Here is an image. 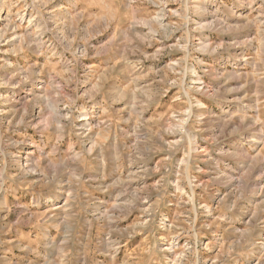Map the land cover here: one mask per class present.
<instances>
[{
  "label": "rangeland",
  "instance_id": "rangeland-1",
  "mask_svg": "<svg viewBox=\"0 0 264 264\" xmlns=\"http://www.w3.org/2000/svg\"><path fill=\"white\" fill-rule=\"evenodd\" d=\"M0 204V264H264V0H0Z\"/></svg>",
  "mask_w": 264,
  "mask_h": 264
},
{
  "label": "bare ground",
  "instance_id": "bare-ground-1",
  "mask_svg": "<svg viewBox=\"0 0 264 264\" xmlns=\"http://www.w3.org/2000/svg\"><path fill=\"white\" fill-rule=\"evenodd\" d=\"M252 4V3H251ZM254 5V4H253ZM199 6V5H198ZM260 17V16H259ZM263 21V20H262ZM263 32V31H262ZM261 45V44H260ZM196 84H198V82H195L194 83V85H196ZM200 88V87H199ZM197 91V90H196ZM193 106V105H192ZM194 107V106H193ZM186 114V113H185ZM230 117V116H229ZM84 118V117H83ZM188 119V118H187ZM245 120V119H244ZM60 122V121H59ZM187 122V121H186ZM186 122H185V124H186ZM233 123V122H232ZM239 123H240V121H239ZM172 125V124H171ZM176 125V124H175ZM254 125V124H253ZM170 126V125H169ZM174 126V125H173ZM185 125H184V123H182V124H180V125H176V127H180V128H185L184 127ZM220 127V129L221 130H223V131H225V130H227V128H228V126L226 125V124H223V123H221L220 125H219ZM234 126H236V125H234ZM239 129H240V127H239ZM228 131V130H227ZM258 136H260V135H258ZM256 138V137H255ZM259 139L260 138H256L255 140L257 141V143H258V141H259ZM251 141V140H250ZM253 141V140H252ZM260 142V141H259ZM196 149V148H195ZM193 152H195V150L193 151ZM231 154V153H230ZM187 163V162H186ZM31 168H34L35 169V166L34 165H32V166H30ZM230 179V178H229ZM224 180V179H223ZM232 182V181H231ZM65 205V204H64ZM67 205V204H66ZM0 206L1 207H3L1 204H0ZM68 206V205H67ZM60 206H59V204L58 203H55L54 205H53V209H58ZM64 208V207H63ZM66 208V207H65ZM1 209V208H0ZM62 211H63V209H62ZM61 211V212H62ZM65 211H66V209H65ZM64 212V211H63ZM70 212V211H69ZM65 213V212H64ZM63 213V214H64ZM71 213V212H70ZM65 215H67V214H65ZM261 234V233H260Z\"/></svg>",
  "mask_w": 264,
  "mask_h": 264
}]
</instances>
